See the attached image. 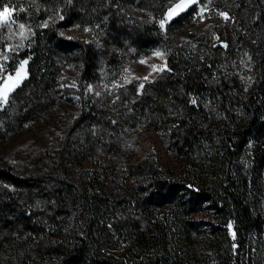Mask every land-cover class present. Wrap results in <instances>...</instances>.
I'll list each match as a JSON object with an SVG mask.
<instances>
[{
  "label": "trees",
  "instance_id": "16d2710c",
  "mask_svg": "<svg viewBox=\"0 0 264 264\" xmlns=\"http://www.w3.org/2000/svg\"><path fill=\"white\" fill-rule=\"evenodd\" d=\"M131 1L0 0L13 13L0 24L4 66L27 60L2 109L16 129L59 102L67 70L78 88L73 124L30 158L43 171L0 169V264H264L263 8L250 0L238 35L204 25L195 54L172 47L143 88L130 80L98 101L99 52L120 62L151 43ZM157 1L154 15L180 2ZM86 28L90 39L74 32ZM239 38L255 62L248 80L234 66Z\"/></svg>",
  "mask_w": 264,
  "mask_h": 264
},
{
  "label": "rangeland",
  "instance_id": "374dc122",
  "mask_svg": "<svg viewBox=\"0 0 264 264\" xmlns=\"http://www.w3.org/2000/svg\"><path fill=\"white\" fill-rule=\"evenodd\" d=\"M172 1L174 0L166 1V9L172 4ZM245 1L247 5L241 4L242 0H205L204 3L199 5L196 12L186 14L180 21L170 24L166 27V31L159 28L160 21L165 18L166 10L158 15L153 13L154 6L159 4L157 0H154V5H151L150 0L128 2L127 8H130V10L126 11L127 14L130 13L132 18L137 19V22L140 21V24L146 21V25L155 27L148 31L149 43H151L148 45L132 43L130 57L120 62L106 60L103 52L100 51L96 79L88 85L90 92L93 93V98L98 101H106L110 98L111 102V97L128 81L138 80L140 87L145 81L151 80L166 68V57L172 47L177 49L176 54L183 57L184 55L195 54L194 48L201 44L202 27L206 24L226 25L235 31H240L235 35L243 32V28L239 24L241 12L247 6L254 8L255 4L256 8H263L264 10V0H252L257 1L255 4H251L250 0ZM202 8L204 9L203 12H201ZM8 9L12 12L11 8ZM219 12L227 13L229 19L225 20L224 17L218 15ZM130 23L134 22L130 20ZM74 32L88 39L92 36L90 31L74 29ZM122 38H126V41L131 42L128 34H125ZM168 46L171 47L168 49ZM235 46H237L234 47L237 55L234 58V66L239 76L248 80L254 70L253 64L255 63L252 51L249 53L241 46L240 38L236 40ZM157 51L164 53L163 58L154 55ZM22 61H25V59L18 61L12 70L7 71L3 63V57L0 56V85L4 84L9 76L12 77V80H15L17 69L20 68ZM153 65L158 67L154 69ZM23 72L26 78V65H24ZM75 82L76 80L71 75V71L67 70L60 86V94L63 97L53 108L38 119L33 120L22 130L16 129V123L13 122L11 114L2 112L5 103H0V113L2 112V115H0V169H6L9 166L16 174H21L20 176L24 177L34 176L37 173L34 171L37 170L43 171V169H40L41 165L34 158H30L33 151H36V148H40V146H57L65 129L73 124L78 105L75 99L78 88L75 87ZM8 83L11 84L12 81H8ZM6 130L10 133L4 135L3 132ZM41 164L44 166V172L48 173L49 169L45 168V163Z\"/></svg>",
  "mask_w": 264,
  "mask_h": 264
},
{
  "label": "snow or ice",
  "instance_id": "6c2138e0",
  "mask_svg": "<svg viewBox=\"0 0 264 264\" xmlns=\"http://www.w3.org/2000/svg\"><path fill=\"white\" fill-rule=\"evenodd\" d=\"M197 3H198V0H180L179 3L175 4L173 7L168 9L167 13L165 14V18L160 21V27L164 28L166 23L172 21L173 19L178 17L180 14L185 13L186 11L190 10V7L192 5L197 4ZM203 11H204V9L202 8L201 12H203ZM12 15H13V13L10 12V10L7 7L4 8L3 11H0V24L10 23L9 18ZM218 15L224 17L225 20L229 19L228 14L225 12H219ZM60 18L63 19L62 16ZM45 26H47V22H46ZM24 27L25 26L23 24L20 25L21 29H23ZM84 31H89V29H84ZM217 40H219L218 37H217ZM224 47H227V45H224ZM154 55L158 56L160 58H163L164 53L157 51L154 53ZM141 62H143V61H141ZM26 64H27V60L21 62L20 68L17 69L15 80H12V77L9 76L8 80H6L4 82V84L0 85V103H7L9 93L14 91V89L16 87H18L20 85V83L25 79V74L23 72V69H24V65H26ZM152 67L155 69L158 66L153 65ZM8 81H12V83L9 84ZM140 87L143 88V84H141ZM97 94L99 95V93H97ZM193 103H195V101H193ZM230 227H231V225H230Z\"/></svg>",
  "mask_w": 264,
  "mask_h": 264
}]
</instances>
